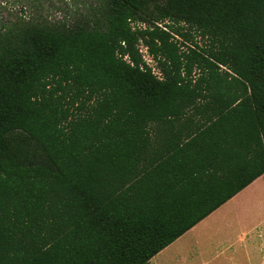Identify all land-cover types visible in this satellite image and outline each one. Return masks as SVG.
Segmentation results:
<instances>
[{
    "label": "trees",
    "instance_id": "trees-1",
    "mask_svg": "<svg viewBox=\"0 0 264 264\" xmlns=\"http://www.w3.org/2000/svg\"><path fill=\"white\" fill-rule=\"evenodd\" d=\"M55 1L0 21V264H147L264 174V0Z\"/></svg>",
    "mask_w": 264,
    "mask_h": 264
},
{
    "label": "crops",
    "instance_id": "crops-1",
    "mask_svg": "<svg viewBox=\"0 0 264 264\" xmlns=\"http://www.w3.org/2000/svg\"><path fill=\"white\" fill-rule=\"evenodd\" d=\"M254 188L260 191L264 188V174L157 253L147 264H264V231L236 232L237 219L227 211L236 199L233 204L236 210L241 202H247L243 197ZM244 212L239 217L250 224L264 220L262 216L252 221L249 211L244 209Z\"/></svg>",
    "mask_w": 264,
    "mask_h": 264
},
{
    "label": "rangeland",
    "instance_id": "rangeland-1",
    "mask_svg": "<svg viewBox=\"0 0 264 264\" xmlns=\"http://www.w3.org/2000/svg\"><path fill=\"white\" fill-rule=\"evenodd\" d=\"M22 1L23 0H0V21L5 19L8 22L9 20L14 19L15 17H19L20 16L19 6ZM65 1L68 2V0H56L55 2L57 6L61 7L60 5L62 4V2H65ZM59 12H60V9L55 10L52 15H55V17H58L59 15H61ZM130 26L132 27V30H136V29H141V28L143 29L144 27H146V24H143L141 22H136V23H130ZM181 27H184V25L181 24ZM184 29L186 28L184 27ZM193 40L196 43H198L199 46H202L203 40L198 36V34L193 33ZM178 41H180V39H178ZM186 45L188 46V44ZM182 49L184 50L183 47ZM137 50L142 58V61L145 63V65L148 66V68L151 69L152 73L156 75L157 77H161V73L158 70L159 68L156 62L152 60V58L148 55L146 47L144 46L141 39H139L137 42ZM261 191L263 195L261 194L262 196L260 197L264 198V188H262ZM242 195H240V197ZM240 197L239 199H241ZM253 198L254 196L251 194V196L248 198V201L241 202L240 204L241 206H239L237 210L236 208H233V204L234 202H236L237 199L228 206V210H227L228 213L233 215L237 219V221L235 222L236 230H237L236 232L244 233L246 231L249 232L255 229H258L259 231H264V220H262L260 223L250 224L246 219H241V217H239V216H242L241 213L243 214L246 213L244 212V209H247V211H249L248 214L251 213L254 215V220H255V217L259 215L260 212L257 210V207H258L257 202L253 203ZM244 204H248V206H251V208L249 207L246 208ZM254 205L256 206L254 207ZM249 218L252 219L251 216H249ZM261 218L262 217H260V219Z\"/></svg>",
    "mask_w": 264,
    "mask_h": 264
},
{
    "label": "bare ground",
    "instance_id": "bare-ground-1",
    "mask_svg": "<svg viewBox=\"0 0 264 264\" xmlns=\"http://www.w3.org/2000/svg\"><path fill=\"white\" fill-rule=\"evenodd\" d=\"M248 195L243 197L244 200L248 201V198L251 196V194L254 196L253 198V202H258L257 203V210L260 212L259 215H257V217H255V220L256 219H259L260 217L264 216V198L263 197H260L263 195L262 191L260 190H257V188H254L252 190H249L248 191ZM262 194V195H261ZM249 216H251V218L253 219L254 221V215L249 213Z\"/></svg>",
    "mask_w": 264,
    "mask_h": 264
}]
</instances>
